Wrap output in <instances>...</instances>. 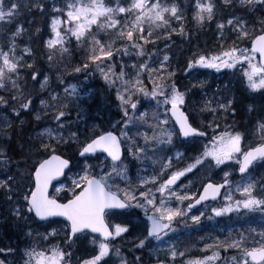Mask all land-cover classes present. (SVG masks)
Here are the masks:
<instances>
[{
  "label": "snow or ice",
  "instance_id": "obj_1",
  "mask_svg": "<svg viewBox=\"0 0 264 264\" xmlns=\"http://www.w3.org/2000/svg\"><path fill=\"white\" fill-rule=\"evenodd\" d=\"M227 9L243 14L238 16L232 12L226 24L216 23L219 40L223 41L219 51L194 56L185 71L191 74L195 68H204L221 72L239 67L246 87L264 96V0H188L184 5L180 0H68L59 6L58 0H50V3L49 0H0V40L6 41L0 43V90L8 93L0 95V107L11 108L13 114L5 116L0 137L7 136L8 130L14 127L13 118L19 120L24 113L32 114V99L27 97L24 102L29 76L42 90H46L49 80L43 71L37 70L33 48L26 46L23 54L17 55V40L25 33V12L33 16L36 13L51 16L52 36L41 41L46 50L42 55L49 65L56 63L57 53L63 60L73 38L77 47L87 48L90 44L84 62L75 66L73 72H87L92 66L99 69L105 82L116 87L115 101L120 116L116 124L93 130L83 141L77 133H71L70 139L79 143L78 155L85 161L82 165L80 160L73 163L71 157L58 154L60 145L68 141L62 134L55 135L50 128L43 129L35 137L30 136L15 149L6 142L0 144V199L10 206L12 217L17 222L31 221L34 227H29L28 237L39 228L44 232L36 231V236L44 242L61 234L63 237L62 246L53 245L40 251L36 246L25 247L22 251L19 246L0 247V264H107L105 257L112 251L111 241L130 234L136 225L127 218L133 214L139 217L141 212L143 228L132 242L130 252L146 248L152 240L165 243L166 239H171L170 234L176 232L175 225L184 222L187 226L189 219L193 226H199L205 216L211 221L231 213L259 211L264 218V175L258 180L251 175L256 169H264V115L258 122L261 142L245 148V135L235 126L227 125V121L223 131H218L220 125L216 119L206 124L197 123L196 108L189 104L187 92L180 90L168 55L163 56L159 68L150 67L144 59L157 54L158 47L150 53L147 46H156L161 37L167 47L173 33L186 35L185 23L189 20L200 28L211 26L218 14ZM188 13H191L190 18ZM226 27L235 37L230 46L227 39L231 37L224 35ZM36 32L40 33L41 29L37 28ZM100 33L108 37L107 43L98 38ZM244 43H250L251 47H240ZM133 53L139 60L130 66L122 62L117 75L114 64L109 61H115L117 56L122 61L124 57L131 59ZM129 67L131 72L126 71ZM55 70L60 72L59 67ZM144 73L152 84L150 90L142 78ZM118 81L122 82V90L117 87ZM64 83L61 79V84ZM65 92L79 100L75 85L65 88ZM140 95L149 98V103L155 102L151 118L147 112L140 111L143 106L138 99ZM58 99L53 95L49 101L41 99L40 104L57 109L54 119L63 129V121L70 113L53 103ZM249 110L255 109L250 106ZM205 112L214 117L235 116V101L221 97L215 107L205 102L199 114ZM35 119L39 121L41 115L37 113ZM201 139L207 142L202 149L196 148V155L177 154L179 164L168 155L178 145L195 144ZM91 160L97 163H89ZM229 162H233V167L238 166L241 176V183L234 190L229 180L232 173L225 171L222 183L210 178L199 179L202 191H177L185 180L192 188L197 187L194 178H198L202 169L205 172L223 170L221 166L227 168ZM135 163L142 166L144 175L134 184L128 177L130 165ZM149 164L153 165L150 172ZM74 168L79 171L68 177L67 173ZM62 177H67L71 183H62ZM54 181L59 186L52 192ZM117 181L123 182L124 187ZM224 189L227 191L223 192L222 205L211 207L210 213L205 210L191 215L197 205L217 201ZM113 218L121 219L112 224ZM89 234H97L98 242L96 238L92 241L96 247L77 257L79 248L74 251L73 246L87 241ZM259 236V240L252 236L249 241L244 234L238 233L236 238L215 243L222 244L226 251L236 250L233 264H264V232ZM212 248L213 245L204 244L205 251ZM115 251L119 255L120 250ZM185 255L175 244H169L163 257L158 254L155 261L156 264H180L177 258ZM218 260V253L213 252L202 259L188 260L187 264H218ZM121 264H145V261L142 256H134L131 260L121 259Z\"/></svg>",
  "mask_w": 264,
  "mask_h": 264
},
{
  "label": "trees",
  "instance_id": "obj_2",
  "mask_svg": "<svg viewBox=\"0 0 264 264\" xmlns=\"http://www.w3.org/2000/svg\"><path fill=\"white\" fill-rule=\"evenodd\" d=\"M59 3L63 4V1L60 0ZM180 3L182 5L187 4L188 0H180ZM227 12H239L243 14L242 11H237L235 9H227L226 13ZM40 16L41 15L39 13H36L34 16L30 15L29 18H31V21H34V23H24L25 33L17 40V55H22L23 49L26 46H30L35 50L36 55L33 59L36 62L37 70L43 71L44 75L49 77L48 87L49 89H51L55 96L59 97L58 101H53V103L57 104L58 107L62 108L66 113H70L69 117L63 121V123L65 124V127L63 128L65 140L70 141L71 133L75 132L79 135V140L83 141L86 135L90 136L92 134L93 130L110 128L111 125L116 124L117 121L120 120V116L117 115L118 107L115 101L116 87H113L111 84L106 83L101 76L99 69H97L95 66H92V68L87 72H81L79 74L73 72V68L75 66L84 62L85 54L90 48V44L87 46V48L84 45L77 47L76 41L72 39L71 44L68 45L70 51L63 56V60L61 61L59 57L60 54L57 53L56 63L54 65H49L46 56L42 55V52L46 50L43 49L41 43V41L44 40V38L48 35L46 34L47 27L46 25L44 27V24H42L39 27L41 29V32L37 33L36 29L38 27L34 26L36 24V19L39 20ZM188 16L190 18L191 13H188ZM49 17L50 16L48 15V18ZM223 18L225 21L226 16L221 18V14H218V19L213 22L211 26H205L204 28L200 29L194 24V22H190L189 20V22L185 23L186 35L181 36L177 33H173L171 39L167 42V47L165 46L164 37H161L156 46H147V51L150 53L156 51V48L158 47L159 51L157 52V54L151 56L150 58L146 56L144 57V59L148 61L150 67L159 68V62L163 60V56L168 55L170 57V67L176 73L175 79L177 84L183 83V81L186 83V78L196 79L197 83L192 84V87L187 83H183L181 86H185L186 89H192V94H197V92H200V90H205L208 94L210 93V102L214 106L216 105V101L221 97L234 100L235 104L240 105L241 114L239 115H242L244 112L243 106H245V108L247 106H253L251 105V103L245 102L241 97L235 99V95H237V92H232L231 90L233 89V87H237L240 89L243 95L252 98L253 95H250V93L247 92V87L245 86L241 78L242 70L239 67H237L235 70L222 72L221 80H231L232 82L230 81L226 83L214 84L211 83L210 79H218L219 76L213 75L212 71L210 70L193 69L191 71V74L185 71V69H187L188 61L194 56L205 53L212 55L218 51L219 45L222 43V41H220L219 39L215 40L216 35L214 29L216 28V23L221 22ZM176 27L178 29L179 25H176ZM205 28L209 29L210 32H213L210 43L211 48L209 46L203 48V45L201 43V40L203 41L204 36H207V31L205 30ZM44 34L46 35L42 36ZM230 37L231 39H227V44L229 46L231 45L232 40L235 39L234 36ZM98 38H102L104 43L108 42V37L104 33H100ZM90 39L91 38H89V40ZM4 42L6 41L0 40V43ZM244 45L249 46V43H245ZM117 47H120V45L118 44ZM138 60L139 58L136 57L133 53L131 59H129L128 57H124V60L122 61L121 57L117 56L115 61H109V63L114 64V71L118 75L122 62L126 63L131 61L133 63ZM56 67H59L60 72H57L55 70ZM193 71H195L194 76H192ZM164 75L166 76L167 73L165 72ZM40 78H43V76H41ZM142 78L145 81L146 87L150 90L152 88V84L149 81L148 74L144 73ZM61 79L65 81L64 84H61ZM153 79H155V77H153ZM71 84L76 86L79 94V100L70 97L68 93L65 92V88L69 87ZM117 87H121L122 90V82L118 81ZM224 88L225 90H223ZM201 93H204V91H201ZM7 94L8 93L6 91L0 90V95L7 96ZM40 94L42 93L38 91V84H33V82L31 81V77L29 76L28 86L25 89L26 99L24 102H27V97H30L33 101V109L34 107H37L40 100L43 99L42 97L44 96V94ZM262 97L263 96L259 92L257 98L260 99ZM138 99L143 105L142 107H140V111L147 112L149 118H151L152 113L155 110V102L152 101L151 103H149V98H145L143 95H140ZM49 100L50 98H46L45 101ZM259 103L263 102L259 101ZM64 105H67V107L64 108ZM46 109L47 112L46 116L44 117L45 120L49 121L48 124L56 123L54 116L57 114V109ZM252 112L253 111L248 110L247 115L250 117L252 115ZM78 113H80L79 116ZM0 115L13 116L12 109L0 107ZM239 115L236 114L232 117L228 115L226 117L227 125L235 126L237 131H240L244 134V125L242 124L243 121L235 122L236 120H238L237 117H239ZM243 115L245 116V114ZM262 115H264V113ZM28 116L29 114L24 113L20 117V119L22 117ZM234 117L236 120H233ZM17 121L18 120L13 118L11 122L13 123V125H15ZM28 127L29 122L24 126V129L26 130ZM15 130L16 128L14 129V136L12 133L9 136L10 139L9 137H7L5 141L6 143L10 144L13 149L17 148L22 142L21 140L20 142L17 140ZM21 131L22 130L19 129V132ZM21 133L23 135L24 131H22ZM5 142H1V144ZM15 142H17L16 145H14ZM65 145H60L58 154H62L67 158L71 157L73 163H75L77 161L76 156L78 153L79 143H71L70 147L66 146L64 148L63 146ZM9 155H12L11 151H9ZM33 159H36V157H33ZM220 205H222L221 200L212 203V207ZM0 218H2L1 212ZM5 222L9 224H18L20 229H22V224L31 225V221L16 222V220L12 219L11 217H6V219H4L3 221V224ZM194 227L196 230H194ZM175 228L176 232L171 233V239H166L165 243L162 244L158 241L152 240L146 248L136 250L134 252L129 251L133 247L132 243L121 245H117L116 243H114L110 256H112V254H115L116 260L114 261L113 259L108 264H116L117 261L121 262V259L131 260L134 258V256H142L145 264H156L155 257L158 254L163 257L164 252L167 250L169 244H175L180 250L185 251L186 255L183 258H177L180 264H187V261L192 259H202L204 255H212L213 252L218 253V264H233L232 257L237 255L236 250L232 249L226 251L222 244L217 245L215 242L217 240L225 241L230 237L236 238L238 233L244 234L246 237H248L249 241H251L252 236L259 240V234L261 232H264V218H262V215L259 211L231 213L224 217H215L211 221L207 219V216H205L202 219L201 225L199 226H193L189 219L187 222V226L184 222H181L180 224L175 225ZM250 232L252 233V236H249ZM17 237L20 238V236ZM56 240L58 242V245L62 246V238L60 237V239L58 238ZM56 240L52 239L49 242ZM89 241H91V245L89 247L91 251L96 247V244H93L92 238H90ZM16 243L11 245L14 247L19 246L21 251L25 247H30L27 243V239L19 242L17 245ZM46 243L40 242L38 245H36V247L43 246ZM205 243L213 245V248L211 250L205 251ZM0 245L1 247L8 246V244L4 243L3 241H1ZM115 249L120 250L119 255H117ZM158 249L160 250L159 252L157 251ZM73 250L75 251L74 246ZM37 251H39L38 248ZM79 254L80 253L76 252L77 257H79ZM17 259H19V257H17Z\"/></svg>",
  "mask_w": 264,
  "mask_h": 264
},
{
  "label": "rangeland",
  "instance_id": "obj_3",
  "mask_svg": "<svg viewBox=\"0 0 264 264\" xmlns=\"http://www.w3.org/2000/svg\"><path fill=\"white\" fill-rule=\"evenodd\" d=\"M59 1L60 0H58V6L59 5H61L60 3H59ZM50 10V9H49ZM227 13H229V12H227ZM226 13V10L221 14V18L222 17H225L226 16V18H225V21H224V18L222 19V21L226 24V22H227V19H229L230 18V14H227ZM220 15V14H219ZM236 15H242L241 13H236ZM30 17V15L29 14H27V12H25L24 13V17H23V23H29L30 21H31V18H29ZM46 17H48V15L46 14V15H44V16H40V19L39 20H37L36 19V24L34 25V26H36V27H40L42 24H43V22L45 21V19H46ZM39 24V25H38ZM50 24H51V19H50V21H49V24H48V26H49V30H50V37L52 36V33H51V28H50ZM199 29H200V27H199ZM205 30L207 31V36L205 35L204 36V38H203V41L201 40V43H202V45H203V48H206L207 46H209L210 48H211V45H210V43H211V36L213 35V32L211 31H209V29H207V28H205ZM214 32H215V35H216V38H215V40H217V39H219V33H218V30L215 28L214 29ZM224 35H225V37L226 38H228V37H230V36H233L232 35V33H231V30L230 29H228L227 27H226V29H225V32H224ZM49 37V38H50ZM207 37V38H206ZM48 38V39H49ZM209 38V39H208ZM232 39H233V37H232ZM73 40H75L74 38H73ZM222 43H223V41H222ZM245 44V43H244ZM244 44H240V47H249L250 46V43H249V46H245ZM218 51H219V49H218ZM208 55H210V54H208ZM60 57V56H59ZM130 66V65H129ZM196 69V68H195ZM201 69H204V68H201ZM206 70H210V71H212V74L213 75H215V76H219V78L218 79H221L222 78V72H224V71H230L231 69H224V70H222L221 72H216L215 70H213V69H206ZM128 72H131L132 70H131V68L129 67V69L127 70ZM194 74H195V71H193V73H192V76H194ZM41 79V81H43V79L44 78H40ZM245 82V81H244ZM186 83L189 85V86H191L192 87V84H195V83H197V80L196 79H190V78H186ZM246 83V82H245ZM73 84H71L70 86H72ZM69 86V87H70ZM183 88L186 90V88H185V86H183ZM223 90H225V88L223 89ZM38 91L40 92V93H42V94H40V95H43L44 94V96L42 97L44 100H46V98H50L51 96H53L54 95V93L51 91V89H49V87H48V84H47V88H46V90H42L41 88H40V85L38 84ZM192 89L191 90H189V91H187L188 92V94H190V95H192ZM258 94L259 92H254V94ZM197 95L198 96H196L197 97V102H198V104H199V107H196L195 106V108H196V121H197V123H201V122H203V123H207L208 121H211V120H213V119H216L217 121H220V122H224L225 120H226V117L223 115V114H221L220 116H218V117H214V116H212V115H209L207 112H205L203 115H201V114H199V109L204 105V103L205 102H210V100H209V96L207 97L206 95H203L202 93H201V90H200V92L198 91L197 92ZM199 96H201V97H199ZM202 96H204L203 98H202ZM257 98V97H256ZM194 99L193 98H190L189 99V104L190 105H193L194 106V102L195 101H193ZM255 101V111H253L252 112V115H256V116H258V115H262L264 112L263 111H261L262 109H264V103H256L257 102V100H254ZM213 107H215V106H213ZM244 107V112H243V114H245V116L242 114V115H239V117H237V119L238 120H236L235 119V117L233 118V120H236L235 122H237V121H243V125H246L245 123L250 119V117L252 116H248L247 115V112H248V110L250 109V106H247L246 108H245V106H243ZM190 111H191V109H189ZM46 112H47V109L44 107V106H42L41 104H40V102L38 103V105H37V107H34L33 109H32V114L31 115H29V116H33V118L32 119H34L32 122L30 121L29 123H31V125L29 124V127L25 130L24 129V126L26 125V118L27 117H23V119L21 120V119H19L17 122V124H16V130H15V133H16V138H17V140L20 142V140L21 141H28L29 140V137L30 136H32V137H35L36 135H37V133H39L40 131H42L43 129H45V128H50V129H53L54 130V134L55 135H63L64 136V132H63V129H60L59 128V126H58V124H57V122L56 123H54V124H48V122L49 121H46L45 120V116H46ZM37 113H39L40 115H41V119L39 120V121H37L36 119H35V115L37 114ZM261 113V114H260ZM207 117V119L205 120L204 119V117ZM256 116H254L253 117V119H252V125L254 126L253 127V129H252V132H251V134H252V137H251V139L250 140H247L246 138H247V136H245V139H244V141H243V144H244V146H245V148H247V146L248 145H250V144H252V145H254V144H257V143H259V142H261V137H260V134H259V131H258V121L259 120H257V117ZM231 117H232V115H231ZM4 119H5V116H3V115H0V129H2V128H4V126H5V124H4ZM21 121H23V125L21 126ZM239 123V122H238ZM237 123V124H238ZM20 130H22V131H24V133H23V135H22V131L21 132H19V129ZM218 131H220V128H219V130ZM246 131H249V130H246ZM250 132V131H249ZM208 133H209V136H211V134H212V129L211 128H209L208 129ZM13 136H14V132H13ZM79 136V135H78ZM80 138V137H79ZM7 139V137L5 136V137H0V144H1V142H5V140ZM45 139H47L46 137H45ZM68 141V147H70V145H71V143H77V142H73L72 140H67ZM17 144V142H15V144L14 145H16ZM184 148H187L188 150H190V151H187L186 153H188L189 154V157H191L193 154H196V152H195V150H196V148H198V147H195V145L194 144H192V143H188V144H185V145H182ZM178 153H180V154H182V152L181 151H178V146H176V147H174L173 148V151L171 152V154H172V158H173V160L174 161H176L177 162V160H176V158H177V154ZM35 158V157H34ZM129 160H131L132 158L131 157H129L128 158ZM89 163H93V164H95V163H97L95 160H91V161H88ZM179 162V161H178ZM187 162V161H186ZM84 162H82L81 163V165L83 164ZM126 163H127V161H126ZM229 164H230V166L229 167H227V168H224L223 166H221V168L223 169V170H221V169H212L211 171H208V172H205L203 169L201 170V173H199L198 174V178H194V179H196L197 180V187H195V188H192L190 185H188V181H184L183 182V184L181 185V188L180 189H177V191H191V192H194V191H196L198 188H199V179H205V180H207L208 178H210L211 180H221V179H223L224 180V172L225 171H229V172H231L232 173V175H233V169H234V167L232 166V164H233V162H229ZM141 165L140 164H138V163H135L134 165H130V173H129V179L133 182H135V183H138L139 182V176H141V175H144V173H143V171L141 170ZM77 171H79V169L78 168H75V170H73L72 172H68L67 173V176L68 177H71V176H73L74 174H75V172H77ZM151 171V166L149 165V172ZM232 175L230 176V178L232 177ZM252 177L254 178V179H259V177L261 176V175H264V169H256L252 174ZM246 182V181H245ZM62 183H65V184H70L71 183V181L69 180V179H67V177H65V179L62 181ZM117 183L120 185V187H124V183L123 182H121V181H117ZM239 183H241V178L239 179V180H236V181H234L233 182V190L235 189V186L237 185V184H239ZM59 185H57V186H55V187H58ZM55 187L53 188V191L52 192H54L55 191ZM225 191H227V189L225 190ZM224 191V192H225ZM257 191H259V189H257ZM237 195H238V193H237ZM221 201H222V204L224 203V200H223V195H222V198H221ZM186 207V206H185ZM0 208H2V210H3V212H9V213H11L10 212V206L8 205V204H6V203H4L3 202V200L2 199H0ZM209 208V206L207 205V208H206V206L203 208V210H206V209H208ZM202 210V211H203ZM137 211H139V210H137ZM141 215H143V213L141 212ZM131 218H130V220H131V223L133 224V225H136V228H134L133 229V231L131 232V236L130 235H125L124 237H122V238H116V239H120V240H122V241H125L126 243H132L134 240H136V237L140 234V230H141V226L143 227V224L141 223V221H142V218L141 217H137L136 215H132V216H130ZM9 218V217H8ZM4 219H6V217H2L1 219H0V223H3V221H4ZM121 218H113L112 219V221H115V220H120ZM17 222V221H16ZM6 223V222H5ZM30 226H32V225H28V224H22L21 225V228L22 229H20L19 228V225L18 224H7L6 226H2V229H1V227H0V230H2V232H0V244H1V241H3V235H4V232H8L10 235H12L10 238H11V241H9V243H6V244H8V245H11V244H14V243H16V245L19 243V242H22V241H24L25 239H27V243L29 244V246H36V245H38L40 242H44V241H42V240H40L37 236H36V231H38V232H40V233H43L44 232V229L43 228H39V229H36L34 232H33V236L32 237H28V236H26V233L29 231V227ZM32 227H34V226H32ZM57 227H62V226H57ZM15 229H16V231H15ZM10 231H14L12 234H11V232ZM17 236H20V238H18ZM133 236V237H132ZM60 237L61 238H63L62 237V234H61V236H59V237H57V238H54L53 240H56V239H60ZM52 240V239H51ZM122 241H116V242H122ZM91 241H84L82 244H77V245H74V249L76 250L77 248H79V251H76V252H78V253H80L79 254V256H81V255H83L86 251L87 252H91L90 251V245H91V243H90ZM44 243H46V242H44ZM53 245H58V242H57V240L56 241H51V242H49L48 241V243H46L45 245H43V246H39V247H37L38 249H39V251L41 250V249H44V248H51ZM118 245V244H117ZM112 246V245H111ZM0 247H1V245H0ZM113 253H114V251H113ZM107 257H105V259H106ZM114 259V261L116 260V257H115V254L113 255L112 254V256H110L109 257V260L110 261H112ZM116 264H121V262H119V261H117L116 262Z\"/></svg>",
  "mask_w": 264,
  "mask_h": 264
},
{
  "label": "bare ground",
  "instance_id": "obj_4",
  "mask_svg": "<svg viewBox=\"0 0 264 264\" xmlns=\"http://www.w3.org/2000/svg\"><path fill=\"white\" fill-rule=\"evenodd\" d=\"M227 82H229V81H227ZM232 92H237V95H235V99H237L238 97H241L242 99H244V101L245 102H247V103H251V105L255 108V101L254 100H257V102L256 103H259V101H261V102H263L264 103V96L262 97V98H260V99H258V98H256V97H247V96H245V95H243L242 94V92L240 91V89L239 88H237V87H233V89L231 90ZM197 95L196 94H194V96H193V101H195L194 102V106H196V107H199V104H198V102L196 101L197 99V97H196ZM235 109H236V114H241V111H240V105L239 104H235ZM254 116H256V115H252L251 117H250V119L245 123L246 125H244L243 127H244V135L245 136H247V140H250L251 139V137H252V134H251V132H252V129H253V125H252V119H253V117ZM257 117V120H259L260 119V117H261V115H258V116H256ZM33 118V116H28L27 118H26V124L28 123V122H32L34 119H32ZM23 119V117L21 118V120ZM259 122V121H258ZM18 122H16V124H17ZM16 124L14 125V127L12 128V129H10V130H8V132H7V136L6 137H9L13 132H14V129L16 128ZM30 125H31V123H29ZM246 130H249V131H246ZM6 141V140H5ZM65 145V144H64ZM66 146H68V144H66L65 146H63L64 148L66 147ZM0 212L2 213V217H11L12 219H14L13 217H12V215H11V213H9V212H3V210H2V208H0ZM1 219V218H0ZM7 224H9V223H0V227H1V229H2V226L4 225V226H6ZM0 232H2V230H0ZM11 232V234L14 232V231H10ZM12 235H10L8 232H4V235L2 236L3 237V242L4 243H9V241H11V237Z\"/></svg>",
  "mask_w": 264,
  "mask_h": 264
},
{
  "label": "flooded vegetation",
  "instance_id": "obj_5",
  "mask_svg": "<svg viewBox=\"0 0 264 264\" xmlns=\"http://www.w3.org/2000/svg\"><path fill=\"white\" fill-rule=\"evenodd\" d=\"M206 142H207L206 139H201V140L197 141L194 145H195V147H199L202 149L203 144Z\"/></svg>",
  "mask_w": 264,
  "mask_h": 264
},
{
  "label": "water",
  "instance_id": "obj_6",
  "mask_svg": "<svg viewBox=\"0 0 264 264\" xmlns=\"http://www.w3.org/2000/svg\"><path fill=\"white\" fill-rule=\"evenodd\" d=\"M78 157H79V155H78ZM79 158H80V157H79ZM238 173H239V172H238ZM62 178H63V177H62ZM62 178H61V179H62ZM54 183H56V182L54 181L53 184H54ZM50 189H51V188H50ZM209 201H210V200H209ZM207 202H208V201H207ZM197 206H199V205H197ZM197 206H196V207H197ZM92 235H97V234H92Z\"/></svg>",
  "mask_w": 264,
  "mask_h": 264
}]
</instances>
